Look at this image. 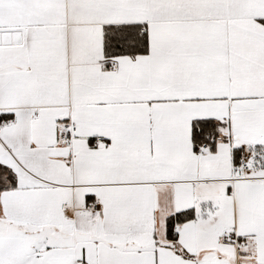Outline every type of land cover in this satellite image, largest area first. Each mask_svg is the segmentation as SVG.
Masks as SVG:
<instances>
[{
	"label": "snow or ice",
	"instance_id": "obj_1",
	"mask_svg": "<svg viewBox=\"0 0 264 264\" xmlns=\"http://www.w3.org/2000/svg\"><path fill=\"white\" fill-rule=\"evenodd\" d=\"M0 264H264V0H0Z\"/></svg>",
	"mask_w": 264,
	"mask_h": 264
}]
</instances>
